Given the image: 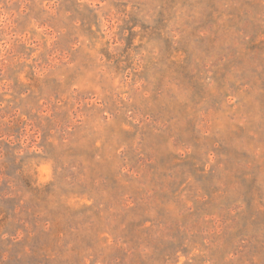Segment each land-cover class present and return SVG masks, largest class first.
Instances as JSON below:
<instances>
[{
  "label": "rangeland",
  "instance_id": "374dc122",
  "mask_svg": "<svg viewBox=\"0 0 264 264\" xmlns=\"http://www.w3.org/2000/svg\"><path fill=\"white\" fill-rule=\"evenodd\" d=\"M0 264H264V0H0Z\"/></svg>",
  "mask_w": 264,
  "mask_h": 264
}]
</instances>
